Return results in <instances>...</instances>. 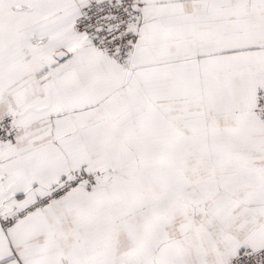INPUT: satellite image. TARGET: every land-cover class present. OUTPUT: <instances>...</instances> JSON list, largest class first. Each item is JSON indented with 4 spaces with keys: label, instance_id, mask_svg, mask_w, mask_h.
Wrapping results in <instances>:
<instances>
[{
    "label": "snow or ice",
    "instance_id": "snow-or-ice-1",
    "mask_svg": "<svg viewBox=\"0 0 264 264\" xmlns=\"http://www.w3.org/2000/svg\"><path fill=\"white\" fill-rule=\"evenodd\" d=\"M0 264H264V0H0Z\"/></svg>",
    "mask_w": 264,
    "mask_h": 264
}]
</instances>
